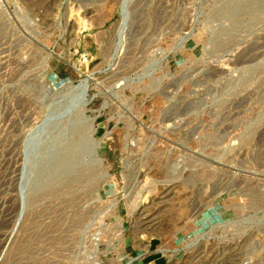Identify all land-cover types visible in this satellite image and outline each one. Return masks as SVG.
<instances>
[{
    "label": "rangeland",
    "instance_id": "rangeland-1",
    "mask_svg": "<svg viewBox=\"0 0 264 264\" xmlns=\"http://www.w3.org/2000/svg\"><path fill=\"white\" fill-rule=\"evenodd\" d=\"M134 257L264 264V0H0V264Z\"/></svg>",
    "mask_w": 264,
    "mask_h": 264
},
{
    "label": "bare ground",
    "instance_id": "bare-ground-1",
    "mask_svg": "<svg viewBox=\"0 0 264 264\" xmlns=\"http://www.w3.org/2000/svg\"><path fill=\"white\" fill-rule=\"evenodd\" d=\"M85 92V91H84ZM83 96V95H82ZM95 145H97V142H95ZM134 258H131L129 260H124L121 264H131Z\"/></svg>",
    "mask_w": 264,
    "mask_h": 264
},
{
    "label": "built area",
    "instance_id": "built-area-1",
    "mask_svg": "<svg viewBox=\"0 0 264 264\" xmlns=\"http://www.w3.org/2000/svg\"><path fill=\"white\" fill-rule=\"evenodd\" d=\"M136 260H138L137 257H134V260L132 261L131 264H133ZM94 264H99V263H94Z\"/></svg>",
    "mask_w": 264,
    "mask_h": 264
}]
</instances>
